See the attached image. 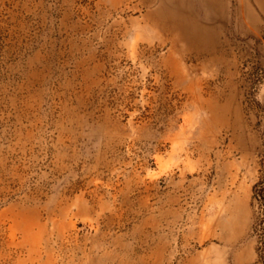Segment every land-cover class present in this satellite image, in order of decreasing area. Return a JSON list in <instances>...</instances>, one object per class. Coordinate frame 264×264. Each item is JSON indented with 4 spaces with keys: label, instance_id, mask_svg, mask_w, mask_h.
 Instances as JSON below:
<instances>
[{
    "label": "rangeland",
    "instance_id": "rangeland-1",
    "mask_svg": "<svg viewBox=\"0 0 264 264\" xmlns=\"http://www.w3.org/2000/svg\"><path fill=\"white\" fill-rule=\"evenodd\" d=\"M0 264H264V0H0Z\"/></svg>",
    "mask_w": 264,
    "mask_h": 264
},
{
    "label": "bare ground",
    "instance_id": "bare-ground-1",
    "mask_svg": "<svg viewBox=\"0 0 264 264\" xmlns=\"http://www.w3.org/2000/svg\"><path fill=\"white\" fill-rule=\"evenodd\" d=\"M187 32H188V35L190 36V38H192L194 40L205 39L206 38V33H207L206 28L203 25L200 24V22H199L197 17H195L193 26ZM204 42H206V40Z\"/></svg>",
    "mask_w": 264,
    "mask_h": 264
}]
</instances>
